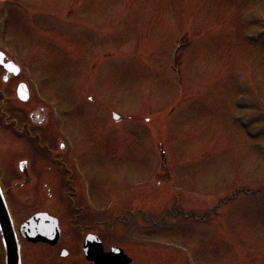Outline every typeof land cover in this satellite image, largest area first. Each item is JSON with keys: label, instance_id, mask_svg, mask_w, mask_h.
I'll return each instance as SVG.
<instances>
[{"label": "rangeland", "instance_id": "obj_1", "mask_svg": "<svg viewBox=\"0 0 264 264\" xmlns=\"http://www.w3.org/2000/svg\"><path fill=\"white\" fill-rule=\"evenodd\" d=\"M9 5L0 10L7 12L0 46L54 112L69 143L67 158L81 176L69 190L53 167L54 174H39L35 209L21 212L11 200L16 218L48 211L75 228L61 224L51 251L25 249V264H51L49 256L62 249L74 261L86 233L97 231L104 245L151 248L158 263L170 249L179 257L169 264H264V0ZM178 35L184 48L177 78L170 49ZM110 112L121 116L120 124ZM0 136V149L15 155L18 142ZM9 153L0 159L2 174L11 171ZM81 188L87 219L75 222L66 198ZM25 194L22 202L30 198ZM115 206L123 213H114ZM149 221L160 228L141 231Z\"/></svg>", "mask_w": 264, "mask_h": 264}, {"label": "flooded vegetation", "instance_id": "obj_2", "mask_svg": "<svg viewBox=\"0 0 264 264\" xmlns=\"http://www.w3.org/2000/svg\"><path fill=\"white\" fill-rule=\"evenodd\" d=\"M9 76V75H8ZM8 81V78H5ZM13 87L12 84H9ZM30 104V102L28 103ZM17 125V139L21 141L18 146V150L21 153L19 157L14 160V167L9 166L13 171L14 179L19 180L20 183L14 186L15 192H26L33 185V180L38 174H43L44 171L50 170V164H46L39 159V156H35V146L33 142H38L42 149L53 157V161L58 160L59 152L53 148L57 147V140L54 139V122L50 111L45 108H41L38 105H32L30 108L19 109L17 114L11 117ZM37 128H42L41 131H36ZM9 133L12 134L10 130ZM7 132V134H9ZM53 134V135H52ZM10 135V134H9ZM13 135V134H12ZM11 136V135H10ZM27 142V143H26ZM59 148L63 151H68L65 144H61L58 140ZM50 163H52L50 161Z\"/></svg>", "mask_w": 264, "mask_h": 264}, {"label": "water", "instance_id": "obj_3", "mask_svg": "<svg viewBox=\"0 0 264 264\" xmlns=\"http://www.w3.org/2000/svg\"><path fill=\"white\" fill-rule=\"evenodd\" d=\"M23 229V228H22ZM25 229V228H24ZM0 230L6 250V264L18 263V246L15 234L0 192ZM25 236V234H24ZM83 252L88 261L94 264H129L130 259L119 249L104 253L101 243L96 237L88 236L83 245Z\"/></svg>", "mask_w": 264, "mask_h": 264}]
</instances>
